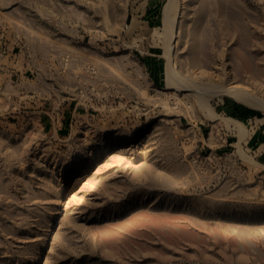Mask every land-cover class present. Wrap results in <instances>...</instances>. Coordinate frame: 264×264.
Returning a JSON list of instances; mask_svg holds the SVG:
<instances>
[{
    "label": "rangeland",
    "instance_id": "1",
    "mask_svg": "<svg viewBox=\"0 0 264 264\" xmlns=\"http://www.w3.org/2000/svg\"><path fill=\"white\" fill-rule=\"evenodd\" d=\"M168 1L0 0V264H264V0Z\"/></svg>",
    "mask_w": 264,
    "mask_h": 264
},
{
    "label": "bare ground",
    "instance_id": "2",
    "mask_svg": "<svg viewBox=\"0 0 264 264\" xmlns=\"http://www.w3.org/2000/svg\"><path fill=\"white\" fill-rule=\"evenodd\" d=\"M173 1L174 0H170V1H168L169 3L167 4V5H165V7H164V23L167 25V26H169V28H171L170 26L172 25V26H174V19H171V17H170V11H171V9H173ZM174 22V23H173ZM164 24V25H165ZM173 30V29H172ZM167 50H168V48H167ZM166 50V52H168ZM171 50V49H170ZM167 54V53H166ZM168 57H169V55H168ZM167 57V58H168ZM168 72V71H167ZM169 77H175L174 76V74H173V72L172 71H170L169 70ZM174 79V78H173ZM210 90H211V88L210 87H208ZM213 88V87H212ZM201 89H202V87H201ZM204 89V88H203ZM187 90V89H186ZM188 90H189V88H188ZM190 90H192V89H190ZM195 90V89H194ZM200 90V89H199ZM205 90H208L207 88L205 89ZM212 90H214V88L212 89ZM224 90V89H223ZM222 90V91H223ZM202 91V90H201ZM209 91V90H208ZM214 91H216V90H214ZM218 92L220 91V90H217ZM217 91L216 92H214V93H211V94H213L214 96L217 94ZM225 91H229V89L228 90H225ZM196 92H198V93H193V94H195V96L198 98V100H199V102L201 103V107L202 108H204V106H206L205 105V101H207L205 98H203V95L204 96H207V95H205V94H202V92H199V91H196ZM213 92V91H212ZM220 93H222V92H220ZM225 93V92H224ZM230 93H232V92H230ZM206 94H210V92H206ZM232 94H234V93H232ZM212 95V96H213ZM219 95V94H218ZM224 95V94H223ZM202 96V97H201ZM210 96V95H209ZM217 96V95H216ZM239 97V96H238ZM237 97V98H238ZM251 100V99H250ZM239 101V100H238ZM253 101H255V100H253ZM250 102V101H249ZM245 104V103H244ZM251 104V103H250ZM207 105H208V101H207ZM256 105V104H255ZM209 106V105H208ZM258 106H261V107H259V108H262V105H258ZM206 108H207V106H206ZM210 109V108H209ZM204 113V112H203ZM208 114V113H207ZM212 114V113H211ZM215 115V114H214ZM217 116V115H216ZM212 117H213V115H212ZM211 117V118H212ZM209 119H211L210 117H208ZM214 120V119H213ZM235 123V122H234ZM242 129V128H241ZM89 164V163H88ZM83 174H85V171H80V175L78 174V177H81Z\"/></svg>",
    "mask_w": 264,
    "mask_h": 264
}]
</instances>
